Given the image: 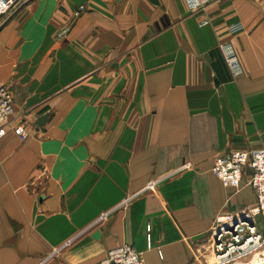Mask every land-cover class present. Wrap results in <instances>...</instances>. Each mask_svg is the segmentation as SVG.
I'll use <instances>...</instances> for the list:
<instances>
[{"label":"crops","instance_id":"crops-1","mask_svg":"<svg viewBox=\"0 0 264 264\" xmlns=\"http://www.w3.org/2000/svg\"><path fill=\"white\" fill-rule=\"evenodd\" d=\"M207 4L27 0L0 19V264H97L121 245L205 264L218 214L255 204L249 168L234 189L212 166L264 143V0Z\"/></svg>","mask_w":264,"mask_h":264},{"label":"built area","instance_id":"built-area-1","mask_svg":"<svg viewBox=\"0 0 264 264\" xmlns=\"http://www.w3.org/2000/svg\"><path fill=\"white\" fill-rule=\"evenodd\" d=\"M27 0H0V19L9 15L19 3ZM189 9L197 12L209 0H184ZM79 11H84L79 6ZM235 26L231 32L238 30ZM224 63L233 77L242 74L240 62L230 42L219 45ZM14 105L7 85L0 83V138L14 116ZM21 140L27 137L23 124L11 128ZM189 165L183 166L187 169ZM212 173L225 188L238 189L246 168L251 171L248 185L256 195V202L248 209L233 213H220L214 219L207 241L209 261L205 264H264V143L257 149L231 151L214 160ZM235 222V223H234ZM150 247V244H148ZM97 264H145L143 258L130 245H121L107 252Z\"/></svg>","mask_w":264,"mask_h":264},{"label":"water","instance_id":"water-1","mask_svg":"<svg viewBox=\"0 0 264 264\" xmlns=\"http://www.w3.org/2000/svg\"><path fill=\"white\" fill-rule=\"evenodd\" d=\"M46 120V116L40 117L37 122L35 123L36 126L41 127ZM235 223V222H234Z\"/></svg>","mask_w":264,"mask_h":264},{"label":"rangeland","instance_id":"rangeland-1","mask_svg":"<svg viewBox=\"0 0 264 264\" xmlns=\"http://www.w3.org/2000/svg\"><path fill=\"white\" fill-rule=\"evenodd\" d=\"M85 9H86V8H85ZM85 9H84V10H85ZM79 13H81V10L79 11Z\"/></svg>","mask_w":264,"mask_h":264}]
</instances>
